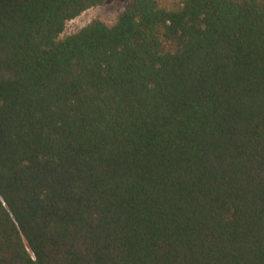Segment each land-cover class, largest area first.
<instances>
[{"label":"trees","instance_id":"obj_1","mask_svg":"<svg viewBox=\"0 0 264 264\" xmlns=\"http://www.w3.org/2000/svg\"><path fill=\"white\" fill-rule=\"evenodd\" d=\"M0 0V264H264V0Z\"/></svg>","mask_w":264,"mask_h":264},{"label":"rangeland","instance_id":"obj_2","mask_svg":"<svg viewBox=\"0 0 264 264\" xmlns=\"http://www.w3.org/2000/svg\"><path fill=\"white\" fill-rule=\"evenodd\" d=\"M132 1L133 0H109L99 7L91 8L81 16L69 21L66 26V32L70 33L82 28L95 17H100L106 21H112L117 18Z\"/></svg>","mask_w":264,"mask_h":264}]
</instances>
